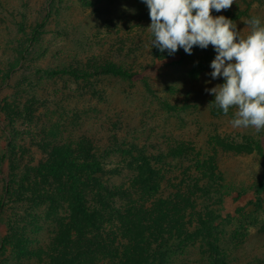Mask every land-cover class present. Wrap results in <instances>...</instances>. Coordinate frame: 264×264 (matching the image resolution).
<instances>
[{
	"label": "rangeland",
	"instance_id": "1",
	"mask_svg": "<svg viewBox=\"0 0 264 264\" xmlns=\"http://www.w3.org/2000/svg\"><path fill=\"white\" fill-rule=\"evenodd\" d=\"M228 12H238L237 29L247 35L244 22L252 16L264 19V0H235L229 9L213 10L212 15ZM150 23L142 0H0V197L6 194L8 204L3 215L7 227L0 231V264H44L51 238L60 221L66 219L65 211L74 207L72 197L66 203L59 197L52 202H33L29 209L21 208L25 206L22 201L19 207L13 205L9 200L20 188L16 181H6L12 178L11 159L38 165L42 160H53L52 146L80 153L83 141H90L99 154L106 148L135 145L153 155L180 141L194 140L200 146L215 133L237 139L243 135L257 139L264 133L233 129L229 120L234 109L227 116H211L209 99L214 96L205 89L223 83V78H211V61L200 69L193 61L181 62L176 53L158 59L153 53L157 48L150 49L151 35L146 30ZM36 30L38 34H34ZM22 50H28L23 59ZM205 56V52L199 54L200 58ZM110 61L144 72L151 91L140 81L111 77L82 81L38 72L76 66L85 70ZM168 102L182 107L178 110L175 106L178 111H174L165 106ZM183 104L192 107L185 110ZM123 160L120 153L109 156L108 168H113L110 186L121 187L132 180V171L115 168ZM223 168L230 188L223 205L224 218L239 210L251 213V203L255 202L251 187L264 178V157L227 154ZM135 199L141 200L139 196ZM18 217L26 218L28 225L20 240L4 245L8 224ZM239 220L240 216L223 226L224 238L234 243V236L240 234L241 238L227 253L231 264H260L264 234L250 221L249 230L241 236ZM110 227L111 223L102 225L106 232ZM118 236L123 241L113 242L114 247L128 241V237ZM18 246L24 252L14 253ZM190 256L199 261L202 257L198 258V249H192Z\"/></svg>",
	"mask_w": 264,
	"mask_h": 264
},
{
	"label": "trees",
	"instance_id": "2",
	"mask_svg": "<svg viewBox=\"0 0 264 264\" xmlns=\"http://www.w3.org/2000/svg\"><path fill=\"white\" fill-rule=\"evenodd\" d=\"M217 15H224L233 21L239 18L238 12ZM20 52L23 59V53L28 50ZM201 52L206 53L204 58L199 57ZM153 53L161 60L173 56L159 49ZM176 55L181 62L193 61L196 67L204 69L216 53L209 45L207 49L194 47L191 55L181 48ZM79 68L38 72L50 77L62 75L82 81L108 77L140 81L151 91L144 72L130 70L116 62L93 64L85 70ZM213 101L214 97L209 99V103ZM174 105L179 107L178 110L182 107ZM165 106L175 109L169 102ZM190 107L183 104L185 110ZM210 112L213 117L224 116L213 104H210ZM137 147L106 148L103 154H99L90 141H83L79 144L80 153L68 147L52 146L53 160H42L38 165L11 159L12 178L6 181H16L20 188L12 194L15 198L9 200L13 205L19 207L22 201L25 206L21 208L29 209L34 203L52 202L58 197L60 201L64 200L63 203L70 201V197L73 200V210L67 208L66 219L60 221L55 236L51 238L44 264H231L232 259L227 253L240 244L241 238L240 234L234 236L235 243L224 238V223L238 221L240 216L241 236L249 230L250 221L255 226L259 225L260 232L264 234L263 177L251 187L255 198V202L251 203V213L239 210L232 217L223 216L227 190H230L223 156L259 154L264 157V133L257 139L250 135H243L241 139L229 135L222 137L220 133H215L210 134L200 146L194 140L180 141L153 155ZM59 152L81 156L68 158L59 155ZM115 153L124 157L115 168L120 172H133L128 185L110 186L109 173L113 168H108V159ZM170 158L172 160L167 161ZM5 195L0 197V231L3 232L7 227L3 216L8 207ZM135 196L141 200L135 199ZM148 202L149 205L146 204ZM17 219L19 221L8 224L10 230L3 238L4 245L20 240V233L25 231L27 219ZM106 222L112 225L109 232L102 229ZM118 233L123 238L128 237V241L114 247L113 242L123 241L118 238ZM16 249H13L14 253L24 252L19 246ZM192 249L199 250L200 261L190 256ZM262 256L260 264H264V254Z\"/></svg>",
	"mask_w": 264,
	"mask_h": 264
},
{
	"label": "clouds",
	"instance_id": "3",
	"mask_svg": "<svg viewBox=\"0 0 264 264\" xmlns=\"http://www.w3.org/2000/svg\"><path fill=\"white\" fill-rule=\"evenodd\" d=\"M147 5L150 49L174 55L181 48L191 55L194 47L211 45L215 58L210 76L223 83L206 88L213 104L227 116L233 129L264 132V19L252 16L242 35L236 22L212 11L229 9L235 0H142ZM210 83V81H208Z\"/></svg>",
	"mask_w": 264,
	"mask_h": 264
}]
</instances>
